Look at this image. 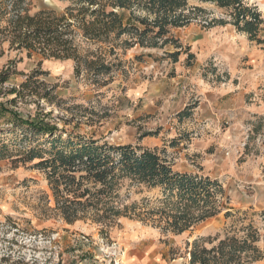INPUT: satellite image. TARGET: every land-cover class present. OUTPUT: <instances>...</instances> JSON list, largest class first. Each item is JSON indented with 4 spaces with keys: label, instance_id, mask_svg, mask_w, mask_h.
<instances>
[{
    "label": "rangeland",
    "instance_id": "1",
    "mask_svg": "<svg viewBox=\"0 0 264 264\" xmlns=\"http://www.w3.org/2000/svg\"><path fill=\"white\" fill-rule=\"evenodd\" d=\"M15 1L0 0V30L16 14ZM245 1L257 6L264 17V0ZM20 5L30 15L41 9H54L60 15L68 3L22 0ZM190 7L202 8L205 13L198 14V19L189 26L171 32V36L182 46L178 63L201 62L199 67H195L197 76L194 74V80L200 79V83L205 82L209 87L226 84L232 90L236 86L242 94L241 105L236 111L237 120L233 119L234 114H229V118L225 119L227 123L222 126L229 129L237 125L241 137L234 142L231 139L229 145L222 147L225 156L230 155L231 163L218 181L226 193L222 199L224 208L234 214L236 211L248 213L246 218L243 214L239 218L245 219L242 225L252 223L259 230L261 241L258 247L264 251V45L251 42L246 34L238 32L229 23L206 27V20L230 22L228 11L199 1L191 2ZM0 52L3 53L0 72L11 67V78L0 86V107H9L26 120L38 121L41 113L49 115L47 121L51 124L86 139L143 148L147 147L143 145L147 137L141 140L140 136L159 132L157 127L162 115V146L167 149L160 146V150L167 151L166 157L172 162L174 170L185 173L183 167L192 165L194 171L186 173L206 176L203 173L206 156L204 159L202 153H184V149H190L192 139L202 136L205 127L202 123L191 122L189 117L184 122L188 128L178 121L179 110L175 107L177 95L168 80L176 74V63L168 58L169 54L177 52L174 45L163 49L137 46L125 54L121 53L112 73L100 76L103 81H108V85L103 87L91 84L87 71L77 78L73 60L45 59L39 54L29 58L27 51L11 49L10 42L4 41L1 34ZM190 56H194L193 59ZM35 70L44 73L40 80L57 86L55 95L61 101L60 106L37 97L11 104L16 95H10L9 91L20 87ZM142 85L149 86V93L138 98L143 93L140 89ZM149 94L155 100L150 107L144 108L143 99ZM193 94L187 107L196 109L200 97ZM63 139L67 140V137ZM73 140L76 142V139ZM174 140H181L183 146L179 144L171 148ZM49 141V136L35 137L11 114L0 116L1 264H132L133 261L138 264L137 259H130L135 250L152 253V264H186L187 259L190 264L188 243L192 244L197 238L223 239L233 225V218H225V210L198 225L193 232L180 236L163 233L152 225L124 217L108 227L91 221L68 225L53 211L54 199L45 174L33 168L35 163L24 164L22 161L24 153L30 148L49 149ZM60 148L63 147L60 145ZM158 195L159 191L143 195L131 192L128 203L145 197L155 199Z\"/></svg>",
    "mask_w": 264,
    "mask_h": 264
},
{
    "label": "trees",
    "instance_id": "2",
    "mask_svg": "<svg viewBox=\"0 0 264 264\" xmlns=\"http://www.w3.org/2000/svg\"><path fill=\"white\" fill-rule=\"evenodd\" d=\"M57 1L68 3L60 15L54 9H41L30 15L21 7L22 0L15 1L17 12L0 30L2 39L10 42L11 49L27 51L29 58L39 54L45 59L73 60L76 77L87 71L91 84L97 87L108 85L100 76L112 73L120 54L137 46L163 49L174 45L177 52L168 58L177 63L182 46L171 32L189 26L198 19V14L205 13L202 8L190 7L193 1L211 3L229 12L230 22L206 20L207 28L229 23L251 42L264 45L263 14L245 0ZM42 75L43 72L35 70L20 87L12 88L9 94L16 98L11 104L37 97L60 106L61 101L55 95L57 86L40 80ZM10 78L8 67L0 72V86ZM193 109L187 107L178 115L179 119L190 117ZM6 114L27 126L35 137L49 136V149L30 148L22 161L35 163L33 168L45 174L54 199L53 211L68 225L91 221L108 227L124 217L180 236L193 232L225 210V218H233V225L223 239L197 238L188 243L190 264H255L264 259V251L258 247L259 230L252 223L242 225L245 219L239 218L242 214L246 218L248 213L234 214L224 208L222 199L226 193L222 184L209 176L176 172L165 150L86 139L51 124L47 121L49 115L41 113L38 121L26 120L3 105L0 116ZM157 134L145 133L140 138ZM180 143L181 140H174L170 146L175 148ZM153 191H159L155 199L145 197L128 203L131 192L143 195Z\"/></svg>",
    "mask_w": 264,
    "mask_h": 264
},
{
    "label": "crops",
    "instance_id": "3",
    "mask_svg": "<svg viewBox=\"0 0 264 264\" xmlns=\"http://www.w3.org/2000/svg\"><path fill=\"white\" fill-rule=\"evenodd\" d=\"M191 63V64H190ZM177 62L176 65V74L171 79L173 85V90L176 91V104L175 107L179 110V114L184 111V109L190 104L192 101V97L194 96L193 93L200 97L199 104L197 108L193 110V113L189 119L191 122L194 123H202L204 124L205 131L202 136H199L196 139L191 140L190 149H184V153L188 151L202 153L206 160L204 165L203 173L206 176H209L213 179H219L223 176V173L227 168H229V163H231L230 155L225 156L224 150L222 147L229 145L230 140L238 141L241 137L240 131L237 125H232L229 129L223 128L222 126L226 118L228 119L229 114H234L233 119L237 120L236 111L238 110L239 106L241 105V97L242 94L239 91V88L236 86L231 88L226 84H221L217 87L211 86L209 87L205 82H202L200 79L193 78L195 73V67L201 65V62ZM197 76V75H196ZM198 78V77H197ZM193 81L195 85H191ZM207 85V87H206ZM193 86V88H192ZM140 89L143 91L142 94L138 95L137 97H142L143 94L149 93V86L142 85ZM230 91H233L232 93ZM134 93V91L132 92ZM134 94H132V98ZM155 100V97L149 94L145 96L143 99L144 108L150 107L152 101ZM165 108L163 107V110ZM166 115V112L164 113ZM164 116H160V124ZM187 118L182 120L178 119L179 123L184 125L188 128L186 124H184ZM157 127V131L159 130V134L154 137H147L143 140V145L147 146L146 148L150 149H160V146L164 145V134L161 133V129L163 128L162 125ZM184 131H187L186 128H182ZM156 132V131H155ZM177 135V134H176ZM180 146H183V143H180ZM163 147V146H162ZM165 150L167 147H163ZM167 152V151H166ZM191 152V153H192ZM182 161V160H181ZM186 163L191 161L185 160ZM188 167V168H187ZM194 167L192 165L184 166L183 172H193ZM164 253V252H163ZM131 261L137 259L139 261L138 264H152V253L146 254L140 252L139 250L136 252L133 251L131 254ZM190 259V258H189ZM187 263L189 264V260L187 259ZM132 264L136 262H131ZM167 264L166 262H164ZM255 264H264V260L259 261Z\"/></svg>",
    "mask_w": 264,
    "mask_h": 264
}]
</instances>
